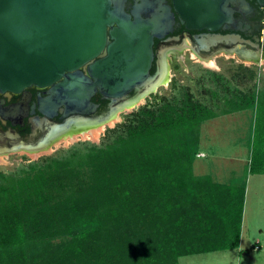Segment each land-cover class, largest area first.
Listing matches in <instances>:
<instances>
[{"label":"trees","instance_id":"obj_1","mask_svg":"<svg viewBox=\"0 0 264 264\" xmlns=\"http://www.w3.org/2000/svg\"><path fill=\"white\" fill-rule=\"evenodd\" d=\"M239 79L204 71L210 103L177 89L99 145L0 171V264H180L239 249L248 174L264 175V88L242 91ZM247 110L256 126L246 179L196 175L202 124Z\"/></svg>","mask_w":264,"mask_h":264},{"label":"water","instance_id":"obj_2","mask_svg":"<svg viewBox=\"0 0 264 264\" xmlns=\"http://www.w3.org/2000/svg\"><path fill=\"white\" fill-rule=\"evenodd\" d=\"M124 2L0 0V92L52 87L41 101L44 113L51 115L60 107L66 114H93L98 106L92 98L98 92L112 100L110 113L144 95L154 84V37L168 9L151 21L139 10L126 13ZM241 3L194 0L187 4L189 20L193 27L215 29L211 8L217 7L213 21L220 26L232 20L228 5ZM176 8L180 11L179 2ZM134 91L139 95L128 100Z\"/></svg>","mask_w":264,"mask_h":264},{"label":"flooded vegetation","instance_id":"obj_3","mask_svg":"<svg viewBox=\"0 0 264 264\" xmlns=\"http://www.w3.org/2000/svg\"><path fill=\"white\" fill-rule=\"evenodd\" d=\"M193 1L125 0L126 13L133 15L139 10L143 19L151 21L154 20V15L163 14L165 9H168L167 18L159 26L158 36L154 37V60L150 69L151 76L155 78L154 84L141 98L147 94L149 95L147 99L151 98L157 87L159 89L171 85L172 95L177 89L180 91L185 88L181 75L188 59L199 64H201L200 61L213 59L216 67L214 69H220L219 61L222 57L246 65L259 63L264 65V2L241 0V4H229L232 20L220 26L217 23L214 24L213 20L217 21L218 18V10L217 7L214 9L212 7L211 26L215 29H209L203 24H199L200 27H193L190 22L187 4ZM200 1L203 2V0ZM177 2H179L180 11L176 8ZM191 12L194 14L196 11L192 8ZM202 17H204L203 14ZM246 61L251 62L248 64ZM242 64L236 66L240 71H244ZM82 70L88 75L87 68ZM167 72L171 78L168 84L164 85L162 80ZM245 73L249 75V72ZM51 89L52 87L31 86L21 92H0V154L38 151L48 146L53 140L62 138L71 130L79 132L85 129L86 127L79 126L80 122H87L88 126L105 123L108 118L123 108L121 104L117 112L110 114L112 100L98 92L92 98V102L98 106L93 114H66L65 107H60L53 115L47 114L43 111L41 101L49 96ZM138 95L139 93L134 91L129 95L128 100H133ZM75 143L82 142L78 140ZM75 143L73 145H76ZM57 151L53 149V152L57 153Z\"/></svg>","mask_w":264,"mask_h":264},{"label":"rangeland","instance_id":"obj_4","mask_svg":"<svg viewBox=\"0 0 264 264\" xmlns=\"http://www.w3.org/2000/svg\"><path fill=\"white\" fill-rule=\"evenodd\" d=\"M239 64L242 63H236L235 60L222 57L219 61L220 69H209L188 59L181 75V81L184 86L191 89L197 99L206 103H210L211 97L199 84L204 71L215 72L230 80L233 79L234 75L239 74L244 79H241L242 81L239 79L237 82L233 81V85H236L242 91L264 88V65L261 63L258 65L242 64L244 68L255 72L254 79L249 80L248 73L237 69L236 66ZM177 77L179 78V76ZM171 90V85L159 89L157 87L154 89L155 94L151 98L147 99L149 96L147 94L142 98L140 105L132 107L128 112H119L121 113L119 122L113 127L106 126L98 140L80 139L81 142L101 144L107 129L123 124L127 116L138 111L142 106L155 103L156 100L163 97L173 96ZM255 126L256 113L252 110L220 115L215 119L204 122L200 133V155L194 164V173L196 175H211L216 182L226 184H230L232 181L245 180L250 167ZM75 142H78V140ZM75 142L69 145L63 144L55 150H58L57 153L68 150L74 146ZM57 153L52 151L32 158L20 152H6L0 154L5 157L0 160V171L5 173L14 172L23 165L44 157L54 156ZM180 264H264V175L248 174L239 249L185 256L180 259Z\"/></svg>","mask_w":264,"mask_h":264},{"label":"bare ground","instance_id":"obj_5","mask_svg":"<svg viewBox=\"0 0 264 264\" xmlns=\"http://www.w3.org/2000/svg\"><path fill=\"white\" fill-rule=\"evenodd\" d=\"M246 62L248 64H250L249 62H251V61H246ZM200 63L203 64L207 68H212V69L216 68L213 59L200 61ZM169 79H170V75H169V72H167V74L164 76V78L162 80V84L165 85L166 83H168ZM139 98H141V96ZM139 98L137 99V101L135 100L132 103L133 105L129 104V106L132 105L131 107H129L128 104L122 106L123 108L121 110L119 109L120 112L121 113L122 112H128L129 110L132 109V107H134V106H136L138 104L140 105V102H142L143 99L141 98L139 100ZM117 111L118 110H116L115 112H117ZM115 112H112V113L114 114ZM121 113L118 112L117 114L111 116V118H108L105 123L102 122L101 124H98V125L95 124L94 126L93 125L92 126H88L87 122L82 121V122L79 123V126L80 127L84 126V127H86L85 129L80 128L82 130H80L79 132H75V131L71 130V132H69L68 134L62 136V138H58V139L53 140L48 146H45V147H43L42 149H40L38 151H34V152L21 151L20 153L29 155V157H32V158H36V157L40 156L41 154H48V153L52 152L54 148H59L63 144L69 145V144H71V143H73V142H75L77 140H80V139L96 141V140H98L101 137L103 131L106 129V126L113 127L116 123L119 122ZM56 133H58V132H56ZM4 158L5 157H3V155H0V160H3Z\"/></svg>","mask_w":264,"mask_h":264}]
</instances>
